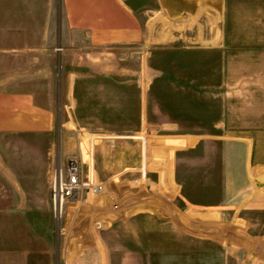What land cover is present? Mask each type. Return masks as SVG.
<instances>
[{"label":"rangeland","instance_id":"obj_1","mask_svg":"<svg viewBox=\"0 0 264 264\" xmlns=\"http://www.w3.org/2000/svg\"><path fill=\"white\" fill-rule=\"evenodd\" d=\"M216 30L209 43L174 28L145 52L74 33L54 131L0 134V264H264L263 204L241 201L258 139L238 137L255 124L240 117L264 67V0H226ZM67 149L105 189L56 222Z\"/></svg>","mask_w":264,"mask_h":264},{"label":"crops","instance_id":"obj_2","mask_svg":"<svg viewBox=\"0 0 264 264\" xmlns=\"http://www.w3.org/2000/svg\"><path fill=\"white\" fill-rule=\"evenodd\" d=\"M225 10L226 0H1L0 134L54 131L58 89L68 99L72 95V72L66 67L74 57V33L85 34L93 47L138 45L144 52L154 40H176L174 28L192 42L217 43ZM158 26L159 39L153 33ZM202 26L207 33H201ZM259 73L255 99L242 104L240 117L255 124L238 137L258 139L248 154L252 193L241 201L257 200L264 211V67ZM65 153L71 157L76 151Z\"/></svg>","mask_w":264,"mask_h":264},{"label":"built area","instance_id":"obj_3","mask_svg":"<svg viewBox=\"0 0 264 264\" xmlns=\"http://www.w3.org/2000/svg\"><path fill=\"white\" fill-rule=\"evenodd\" d=\"M66 160L67 164L64 171L61 170L55 174L51 188L53 214L56 222H62L64 219L65 205L68 201L79 199L84 192L98 195L104 192L105 189L103 184H96L90 179H86L83 172V163L78 156L74 155Z\"/></svg>","mask_w":264,"mask_h":264}]
</instances>
